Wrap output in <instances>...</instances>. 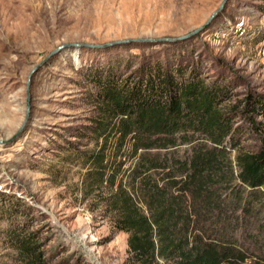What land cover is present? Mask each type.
Listing matches in <instances>:
<instances>
[{
    "label": "rangeland",
    "instance_id": "obj_1",
    "mask_svg": "<svg viewBox=\"0 0 264 264\" xmlns=\"http://www.w3.org/2000/svg\"><path fill=\"white\" fill-rule=\"evenodd\" d=\"M146 62L223 83L237 137L259 147L264 115L243 106L264 93V0H0V264H132L79 156L96 148L98 81Z\"/></svg>",
    "mask_w": 264,
    "mask_h": 264
},
{
    "label": "trees",
    "instance_id": "obj_2",
    "mask_svg": "<svg viewBox=\"0 0 264 264\" xmlns=\"http://www.w3.org/2000/svg\"><path fill=\"white\" fill-rule=\"evenodd\" d=\"M188 70L146 62L135 77L99 80L96 148L79 158L110 188L130 263L264 264V135L245 149L227 87ZM244 101V113L264 115V93Z\"/></svg>",
    "mask_w": 264,
    "mask_h": 264
}]
</instances>
